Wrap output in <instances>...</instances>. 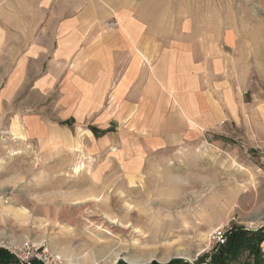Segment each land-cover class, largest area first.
Masks as SVG:
<instances>
[{
    "label": "rangeland",
    "instance_id": "rangeland-1",
    "mask_svg": "<svg viewBox=\"0 0 264 264\" xmlns=\"http://www.w3.org/2000/svg\"><path fill=\"white\" fill-rule=\"evenodd\" d=\"M194 25L217 29L210 45L219 52L202 36L205 56L181 58V76L207 77L208 103L223 112L216 125L189 117L194 97L183 83L181 109L164 83L174 71L162 55L183 45L194 51L196 43L181 40ZM69 28L83 30L71 66L58 57ZM102 45L118 63L97 106L80 105L66 89L82 74L73 62ZM213 73L225 74L230 100L216 97ZM79 201L100 206L76 208ZM263 207L264 0H0V245H33L70 264L69 252L83 256L86 240L112 233L132 247L162 229L171 237L142 264H197L216 228L264 230ZM129 226L127 239L117 227ZM126 250L113 261L79 256L72 264H135L126 259L140 251ZM251 259L244 251L230 264Z\"/></svg>",
    "mask_w": 264,
    "mask_h": 264
},
{
    "label": "crops",
    "instance_id": "crops-1",
    "mask_svg": "<svg viewBox=\"0 0 264 264\" xmlns=\"http://www.w3.org/2000/svg\"><path fill=\"white\" fill-rule=\"evenodd\" d=\"M70 22V21H68ZM73 20L69 24L72 26H76V23ZM190 24L188 25L187 29H189ZM194 27L197 28V30H194L193 33H185L182 34L184 39L181 38V40L185 41L188 39L190 42L196 43L194 44V51L191 50V48L187 47L189 45H183L179 46L178 49L168 51L164 55H162V58H172V60L169 62L170 66L173 68V71L169 77V81H165V85L172 91L175 95V98L177 99V103L179 104V107L181 109V83L184 84V91L187 96V98H191V96L194 97V115L187 113L191 119L192 116L194 117V120L199 118L198 121H201L203 119L209 120L210 124L213 125L220 123L223 118H221L222 111H219L216 109V107L211 106L210 103H208V95L206 96V93L204 92V88L202 87L203 80L207 79V77H203L201 72L193 73V74H184V76H181V58L184 59V63L191 62V58H195L197 52V56H205V53L203 51L205 48H207L210 45L211 41H214L217 37V29H210L209 33L205 29L202 30L199 29L200 27H197L194 25ZM186 29V27L184 28ZM131 35H129V39L131 40L133 38V34L130 32ZM83 35V30L81 29H74L69 28V30H66V32L63 34L61 48L58 50V57L61 58L62 64H67L71 66L72 59H74L76 56L73 54L77 51V49L80 47L81 41L79 39ZM204 36L205 40L209 39L207 42H209V45L202 44L201 43V37ZM135 38V37H134ZM133 38V39H134ZM212 43V42H211ZM79 46V47H78ZM78 47V48H77ZM109 47V46H108ZM110 48V47H109ZM210 51L219 52L217 49V46L215 44H211L209 47ZM203 52V53H202ZM117 52L111 51L105 46H97L94 48L93 51H88L86 54V59L80 55L75 59L73 62V66H78L79 71L82 74L77 75L76 79L74 77H71L69 81L66 83V89L70 93L75 92L77 95L76 97L79 98L80 105L86 104L87 106L93 104L94 106H97L95 103H99L101 99L104 98L107 90V83H109V79H112L111 74L113 72L112 66L115 62H113V59L116 58ZM119 54V53H118ZM70 59V60H69ZM69 60V61H68ZM68 61V62H67ZM116 62L115 64H117ZM86 64V65H85ZM86 67V69H82V67ZM175 67V70H174ZM180 69V72L177 73V70ZM112 70V72H111ZM221 75L222 79L214 80V77H219ZM212 74V80L210 79V75H208V79L212 81L210 83L214 89V93L216 91V97L221 98V100H230L233 97V90H227L223 89V80L225 77V74ZM228 78V75L226 76ZM192 79V82H191ZM188 80V82L186 81ZM219 80V81H218ZM153 84V82H151ZM154 85V84H153ZM199 90V92H197ZM224 90V91H223ZM72 95V94H71ZM209 95L211 96V93L209 92ZM227 106V105H226ZM230 109L227 110L229 114L232 112ZM188 111V110H187ZM179 122H181V115Z\"/></svg>",
    "mask_w": 264,
    "mask_h": 264
},
{
    "label": "bare ground",
    "instance_id": "bare-ground-1",
    "mask_svg": "<svg viewBox=\"0 0 264 264\" xmlns=\"http://www.w3.org/2000/svg\"><path fill=\"white\" fill-rule=\"evenodd\" d=\"M131 156V155H130ZM81 167H77L76 168V171H78ZM103 182V181H102ZM87 183V182H86ZM101 185V184H100ZM103 187V186H102ZM105 187V186H104ZM128 189V188H127ZM96 192V191H95ZM86 193V192H85ZM84 193V194H85ZM78 194V193H76ZM97 195V194H96ZM85 196H88L89 198L93 199L94 197L90 196V195H85ZM84 196V197H85ZM77 198V197H76ZM67 199V198H66ZM70 199V198H69ZM79 199V198H78ZM87 200V199H86ZM147 200V199H146ZM93 201H95L97 203V198H94ZM145 201V200H144ZM95 202L93 203H86L88 204V206H93L95 205L96 207H99L100 206V202H98L99 204H96ZM65 203V202H64ZM85 203L79 201V202H76L74 203V205H76V208H83L87 205H85ZM150 203V202H149ZM84 204V205H83ZM104 205V202L102 201L101 202V205ZM153 205V204H152ZM64 206V205H63ZM75 207V206H74ZM66 208V207H64ZM101 208V207H100ZM113 208V207H112ZM264 208V207H263ZM68 209V207H67ZM73 210V209H72ZM78 210V209H77ZM80 210V209H79ZM83 210V209H82ZM70 211V210H69ZM85 211V210H84ZM100 211V209H99ZM104 211V210H103ZM82 212V211H81ZM79 212V213H81ZM87 212V211H86ZM86 212H85V215H86ZM102 212V211H101ZM258 212V210H257ZM260 212V211H259ZM78 213V212H77ZM88 213V212H87ZM93 213V212H92ZM156 213V212H155ZM159 213V212H158ZM76 214V213H75ZM97 214V213H96ZM79 215V214H78ZM91 215V214H89ZM104 215V214H103ZM162 215V214H161ZM81 217V216H80ZM84 217V215H83ZM88 219H90L91 221V218L95 217V215H91V216H87ZM105 217L108 219V220H112V218H110L108 215L105 214ZM151 218V217H150ZM149 218V219H150ZM79 219V218H78ZM98 219V218H97ZM100 219V218H99ZM264 219V209L259 213V215L257 216V223H261L262 220ZM148 220V219H147ZM151 220V219H150ZM165 220V219H164ZM168 220V219H167ZM89 221V220H88ZM143 221V220H142ZM145 221V220H144ZM77 222V220L75 221ZM103 222H104V219H103ZM109 222V221H107ZM106 222V223H107ZM147 222V221H146ZM186 222V221H185ZM184 222V220H181V227H182V224L183 225H186ZM95 223V222H94ZM112 223V222H111ZM118 223L120 225H123V222L121 221H118ZM187 223V222H186ZM77 224V223H76ZM75 224V225H76ZM101 224V223H100ZM104 224V223H103ZM147 224V223H146ZM149 225V224H148ZM89 226V225H88ZM93 226V225H92ZM101 226V225H100ZM100 226H98L100 228ZM107 226V225H106ZM188 226V225H186ZM105 227V226H103ZM151 227V226H150ZM179 227H180V224H179ZM191 227V226H190ZM195 225H193V228L194 229ZM109 228H111L109 226ZM108 228V229H109ZM118 228V229H117ZM116 229L119 230L123 235H126L125 237L127 239H130L132 238L131 237V231L128 232V229H130V226L129 227H117ZM131 228H135V229H138L137 227H134V226H131ZM184 230L185 227H183ZM77 229V228H76ZM181 229V228H180ZM79 230V229H78ZM104 230V229H103ZM174 230V229H173ZM97 231V230H96ZM101 231V230H100ZM109 231V230H108ZM112 231V230H111ZM175 231V230H174ZM173 231V232H174ZM110 232V231H109ZM135 232V231H134ZM147 232V231H146ZM178 232V230L176 231ZM184 232V231H183ZM98 233V232H97ZM106 233V232H105ZM104 233V234H105ZM119 233V234H121ZM145 233V232H144ZM172 233V232H170ZM179 233V232H178ZM100 234V232L98 233V235ZM112 234V233H110ZM110 234H108L109 237H106L108 238L109 240H100V239H90V240H86L83 244H81L80 242L79 243H76V244H81L80 245V249H83V251H86L85 254L82 256V253L81 252H77L79 251L77 248H75V250L73 251H70L69 252V258H70V264H72L73 262H76L77 259L79 258V256H82L84 261L86 262H90L91 260H94V259H97V257H100V258H114L112 259L115 260L117 258H119V253L122 252V251H125L126 249H133V252L134 250H139L140 254H137V255H134V257L132 256L131 258L129 259H126L127 262L129 263H135V264H142L144 263L146 260H148V258H151L154 253L157 251V248L162 246V241L164 240H167L168 237H171L170 234H167V232H164V230L160 229L159 231H157L156 235L154 236H151V235H148V236H144V237H141L140 240H134L131 244H132V247L130 245H127L128 241L126 240H122V239H119V238H115V237H112V235L110 236ZM154 234V233H153ZM102 236V234H100ZM177 236V235H176ZM121 237V236H120ZM124 236L122 238H125ZM137 237V236H136ZM81 239V238H79ZM116 239V241H114ZM82 240V239H81ZM132 240V239H131ZM174 240V239H173ZM186 240V239H184ZM79 241V240H78ZM141 241V244H146L147 246H145V248L142 250V248L139 247L138 243H140ZM168 244V242H167ZM171 244V243H170ZM176 244V243H175ZM134 245V246H133ZM138 245V246H136ZM165 245V244H164ZM76 246V245H75ZM163 249V248H162ZM183 249V248H182ZM81 251V250H80ZM127 251V250H126ZM133 254V253H132ZM159 254V253H158ZM156 254V255H158ZM161 254V253H160ZM177 255V254H175ZM128 256V255H127ZM159 257V256H158ZM157 257V258H158ZM169 255L167 256H163L160 261H166L169 259ZM80 259V258H79ZM125 259V258H124ZM98 260V259H97ZM111 261V260H110ZM81 263V262H80ZM92 264V263H91ZM99 264V262H98Z\"/></svg>",
    "mask_w": 264,
    "mask_h": 264
},
{
    "label": "trees",
    "instance_id": "trees-1",
    "mask_svg": "<svg viewBox=\"0 0 264 264\" xmlns=\"http://www.w3.org/2000/svg\"><path fill=\"white\" fill-rule=\"evenodd\" d=\"M264 242V230L259 229L255 232H247L237 227H232L226 235V241L210 255L209 264H230L235 262L239 256L247 251L252 257L255 264H263L264 257L260 252V245ZM251 259V260H252ZM206 260L205 256L197 260V264H203ZM0 264H18L14 257L7 251L0 249ZM31 264H40L34 261ZM122 264V263H117ZM155 264V263H151ZM167 264H184L181 261H170ZM250 264V263H246ZM254 264V263H253Z\"/></svg>",
    "mask_w": 264,
    "mask_h": 264
},
{
    "label": "built area",
    "instance_id": "built-area-1",
    "mask_svg": "<svg viewBox=\"0 0 264 264\" xmlns=\"http://www.w3.org/2000/svg\"><path fill=\"white\" fill-rule=\"evenodd\" d=\"M231 230L229 224H225L216 228L211 234L212 250L211 253L216 251L220 246H223L226 241V235ZM0 249L7 251L10 255L14 257L18 264H31L34 261L40 264H61V258L56 255L47 252L46 250H41L39 247L33 245H0ZM206 258L203 264H209L210 255Z\"/></svg>",
    "mask_w": 264,
    "mask_h": 264
}]
</instances>
